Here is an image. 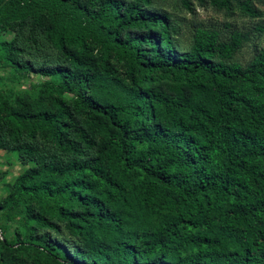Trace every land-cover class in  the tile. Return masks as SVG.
Returning <instances> with one entry per match:
<instances>
[{
  "label": "trees",
  "instance_id": "1",
  "mask_svg": "<svg viewBox=\"0 0 264 264\" xmlns=\"http://www.w3.org/2000/svg\"><path fill=\"white\" fill-rule=\"evenodd\" d=\"M2 1L0 34L45 20L66 59L35 67L0 42L15 72L51 77L30 108L0 92V130L35 164L13 185L10 219L25 205L30 234L66 229L83 243L80 260L61 242L9 248L28 256L35 246V264H264V47L244 67L231 61L249 33L199 26L180 52L170 14L151 0H99L94 10L80 0ZM255 1L264 4L210 3L254 21L262 37ZM38 136L69 155L96 136L101 144L95 157L65 161L38 155Z\"/></svg>",
  "mask_w": 264,
  "mask_h": 264
},
{
  "label": "rangeland",
  "instance_id": "2",
  "mask_svg": "<svg viewBox=\"0 0 264 264\" xmlns=\"http://www.w3.org/2000/svg\"><path fill=\"white\" fill-rule=\"evenodd\" d=\"M192 10L187 9L183 0H151V8L168 13L171 16L172 40L180 52L188 51L193 45L194 32L197 27L215 28L221 31L223 38H228L232 29H240L243 33H249L250 39L243 43L242 47L234 53L231 62H237L247 66L256 54V49L264 47V36L258 37L252 32L254 21L242 17L239 14H230L224 10L213 7L210 0H187ZM234 1V0H232ZM90 10L97 9L99 0H80ZM257 7L264 12V4L255 1ZM5 3L4 1L0 4ZM43 20L41 26L35 25L32 21L12 24L0 34V42L8 41L14 43L16 56L22 61H31L35 67L42 65L54 66L65 64L66 59L55 51L44 33L46 25ZM226 24H231L228 29ZM119 71L124 72L122 66ZM51 77L44 76L38 72L17 73L13 70L7 59H0V92L13 104L22 102L24 107L30 108L38 104V97L41 90L49 88ZM16 106V105H15ZM96 146L93 148L82 145V149L75 155L61 152L59 149L38 136L32 145L38 155L45 157L57 156L58 158L70 161L73 159L87 160L98 155L101 138L96 136ZM34 162H25L15 149L11 141L9 129L2 126L0 130V264H35L33 253L35 246H25L23 251L29 255H20L9 248L7 244H16L19 241L29 239L35 245H40L51 250L52 244L61 242L66 244L69 254L76 260H80V247L83 245L80 240L74 238L66 229L59 234L56 232L36 229L31 234L32 221L25 219V205L14 219H10L11 194L16 179L26 170L34 167ZM29 236H31L29 238ZM22 251V252H23ZM46 255L45 251L40 250ZM63 258L67 257L62 253ZM55 264V263H53Z\"/></svg>",
  "mask_w": 264,
  "mask_h": 264
}]
</instances>
